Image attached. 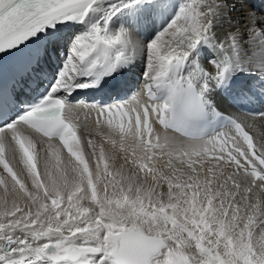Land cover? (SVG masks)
I'll return each mask as SVG.
<instances>
[{
    "label": "snow or ice",
    "instance_id": "6c2138e0",
    "mask_svg": "<svg viewBox=\"0 0 264 264\" xmlns=\"http://www.w3.org/2000/svg\"><path fill=\"white\" fill-rule=\"evenodd\" d=\"M97 4L0 0V53L58 21L84 22ZM119 10L110 8L102 23L73 41L47 95L18 116L0 114V264H264V143L234 115L228 131L206 141L182 142L166 131L173 119L199 115L211 83L223 82L228 67L209 61L199 70V85L178 80L168 84L167 101L156 96L170 71L202 43L228 47L235 56L241 32L214 35L211 0H185L145 45L140 93L106 108L67 102L65 93L94 86L75 81L81 62L97 53L91 63L114 71L107 49L135 46L128 32H108ZM247 31L264 70V18L257 27L250 15ZM122 58L118 53L117 62ZM93 112L90 131L86 121ZM57 139L68 152L63 169L61 149L52 143Z\"/></svg>",
    "mask_w": 264,
    "mask_h": 264
},
{
    "label": "bare ground",
    "instance_id": "6f19581e",
    "mask_svg": "<svg viewBox=\"0 0 264 264\" xmlns=\"http://www.w3.org/2000/svg\"><path fill=\"white\" fill-rule=\"evenodd\" d=\"M129 2L130 0H98V4L94 6V10L89 13L84 22L78 20L58 21L53 26H46L43 31L36 33L34 36V38L43 40L42 43L46 53L43 56V61L47 63L50 70L52 71L53 66L56 65L55 68L62 71L65 62L69 59L73 41L77 37L91 31L94 24L102 23L110 8H120L108 23V32L109 34H116L121 31L128 32L135 42V46L130 47L124 44L107 49V52L113 53L115 57H117L118 53H123V58L116 63L114 71L100 64L93 65L91 61L100 58L97 53H93L84 63H87L91 69L101 71L99 74L102 77L101 84L97 86L100 87V93L93 92L89 96H85L87 97L86 99L83 96L81 101L73 100L70 103L82 102L87 105L106 108L124 104L140 93L145 83L144 74L147 64L145 45L167 26L185 0H141L140 4L122 7V5L129 4ZM211 3L213 6L211 16L213 34L223 37L226 33L239 30L242 35L243 45L234 56L232 50L228 47L218 48L216 44L211 42H208L210 43L209 45H207V42L202 43L190 55L186 64L174 67L178 74L177 81H187L189 78H193L199 85L203 79L199 70L207 69L209 61H215L222 66H227L228 73L224 81L220 83L212 82L205 93L204 103L207 108V114L211 119L219 114L238 117L245 122L247 125L246 131L249 132L254 141L256 143H264V120L260 118V115L264 114V70L258 67L261 64L262 56L260 54H252V50L249 47L251 42L247 31L250 15L257 18V27L260 26L261 19L264 18V0H211ZM49 50L52 51V55L48 54ZM221 51H225L228 54V65L223 63V58L220 55ZM108 71H110V74H106ZM167 85L168 83L160 88ZM123 91L126 93L124 96L125 100L119 98ZM156 92H158V89ZM157 101L163 102L158 99ZM246 107H249L250 111H246ZM84 115L85 113L82 112L81 119H83ZM88 117L86 123L89 130L92 131L95 127V113L88 114ZM230 128V126H226L213 134L195 140L183 138L170 129H166V131L182 142H201L224 133ZM77 137L79 138V132H77ZM52 143L61 149L60 168L63 169L65 159L68 157L67 149L63 148L58 139L52 141ZM81 143L83 147V141ZM97 143H100L99 139H97ZM104 146L106 152L111 151L109 144L105 143ZM125 146L127 147V144ZM45 147H47L46 144ZM36 151H41L42 154L39 145ZM36 151H32L34 160H36ZM98 151L99 149H97ZM50 159L55 165V155ZM72 159L74 160L75 158L73 157ZM85 159H87V155H85ZM36 162L37 171L41 172L42 165L38 160ZM106 162L111 167V162ZM122 162L121 159L117 161V164ZM102 163L104 166L105 162ZM90 165L92 167V164ZM111 191L112 189L109 188V192ZM4 195L3 188L0 187V200L3 199Z\"/></svg>",
    "mask_w": 264,
    "mask_h": 264
},
{
    "label": "rangeland",
    "instance_id": "374dc122",
    "mask_svg": "<svg viewBox=\"0 0 264 264\" xmlns=\"http://www.w3.org/2000/svg\"><path fill=\"white\" fill-rule=\"evenodd\" d=\"M209 44H210V43L207 42V45H209ZM198 69H200V68L198 67ZM103 167H104V166H103V163H102V164H101V169H102V170H103ZM90 168H91V165H90ZM110 168H111V167H110Z\"/></svg>",
    "mask_w": 264,
    "mask_h": 264
}]
</instances>
